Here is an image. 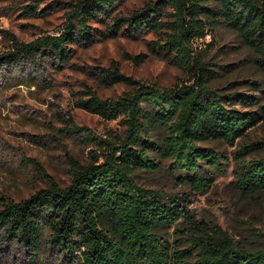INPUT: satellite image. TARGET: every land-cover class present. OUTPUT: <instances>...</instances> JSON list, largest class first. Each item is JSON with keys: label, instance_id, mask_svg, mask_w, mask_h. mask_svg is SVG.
Returning <instances> with one entry per match:
<instances>
[{"label": "trees", "instance_id": "1", "mask_svg": "<svg viewBox=\"0 0 264 264\" xmlns=\"http://www.w3.org/2000/svg\"><path fill=\"white\" fill-rule=\"evenodd\" d=\"M121 1L79 0L59 34L28 43L12 37L5 58L35 64L50 52L65 63L75 46L93 41L92 24L112 18L114 35L121 29L160 35L157 48L190 76V83L163 89L127 76L117 66L104 68V80L126 83L131 90L101 98L89 89L81 106L106 119L120 118L123 135L113 141L94 139L101 153H92L87 165L76 164L67 186L52 181L26 199L0 202L2 256L19 251L31 264L38 263L47 230L51 247L67 264H264V249L237 246L219 224L197 219L186 197L144 187L136 177L160 170L155 154L171 163L180 184L206 193L215 180L207 168H224L222 154L202 144L234 145L260 122L257 113L232 107L237 95L213 89L217 71L194 45L219 26L230 27L259 56L264 75V0H157L130 15L112 17ZM236 100L247 103L245 96ZM156 129L165 131L159 142L152 139ZM255 146L245 145L237 153V186L248 197L264 191V158L244 160Z\"/></svg>", "mask_w": 264, "mask_h": 264}, {"label": "rangeland", "instance_id": "2", "mask_svg": "<svg viewBox=\"0 0 264 264\" xmlns=\"http://www.w3.org/2000/svg\"><path fill=\"white\" fill-rule=\"evenodd\" d=\"M78 1L0 0V202L26 199L52 181L67 186L76 164L87 165L92 153H101L94 139L113 141L123 135L125 127L120 118L106 119L81 106V100L89 97V89L101 98H118L131 90L126 83L111 85L104 80V68L117 66L125 75L163 89L190 83V76L157 48L160 35L146 30L133 35L126 29L114 35L112 18L92 24L93 41L75 46L73 56L65 63L59 64L50 52L38 57L35 64L5 58L12 37L28 43L59 34L67 27L73 4ZM155 1L122 0L112 17L130 15ZM28 8L36 12L29 14ZM194 47L215 65L210 66L217 71L213 89L221 95H237L232 107L257 113L260 122L234 145L225 141L202 144L222 154L224 168H207L215 180L206 193L180 184L171 173V163L155 154L151 156L161 163L160 170L140 172L137 180L144 187L186 197L197 219L219 224L237 246L252 251L264 249V191L244 196L236 181L241 162L237 153L245 145L256 144L253 153L244 155L245 161L264 158V75L257 62L260 58L227 26H219ZM242 96L247 103L236 100ZM164 136L162 129L152 132L154 141ZM3 248L0 264H31L19 251L2 256ZM35 264H67L51 247L47 230L42 257Z\"/></svg>", "mask_w": 264, "mask_h": 264}]
</instances>
